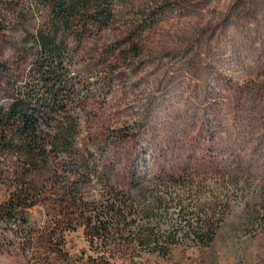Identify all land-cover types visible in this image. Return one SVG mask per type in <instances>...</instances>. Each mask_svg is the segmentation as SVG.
Returning a JSON list of instances; mask_svg holds the SVG:
<instances>
[{"label": "rangeland", "instance_id": "374dc122", "mask_svg": "<svg viewBox=\"0 0 264 264\" xmlns=\"http://www.w3.org/2000/svg\"><path fill=\"white\" fill-rule=\"evenodd\" d=\"M43 1L1 2L0 108L29 80ZM115 3L109 29L59 36L76 122L61 170L108 230L78 226L56 259L0 229V264H264V0Z\"/></svg>", "mask_w": 264, "mask_h": 264}, {"label": "trees", "instance_id": "16d2710c", "mask_svg": "<svg viewBox=\"0 0 264 264\" xmlns=\"http://www.w3.org/2000/svg\"><path fill=\"white\" fill-rule=\"evenodd\" d=\"M115 1L44 0L49 17L30 39L35 58L29 80L16 88L9 107L0 108V158L6 163L0 169V229L18 239L25 252H44L59 259L66 233L78 226L93 230L95 218L97 225H103L100 231L108 230L109 223L98 221V215H85L90 203L76 197L73 189L81 176L74 173L69 179L61 170L65 160L60 155L72 150L76 122L69 115L74 101L64 58L67 45L59 36L109 29L115 24ZM151 18L156 17L148 14L133 28L137 33L144 31ZM35 207L44 210L43 224L28 220ZM125 207L126 201L115 195L103 206L115 223ZM91 234L92 240L100 238Z\"/></svg>", "mask_w": 264, "mask_h": 264}]
</instances>
